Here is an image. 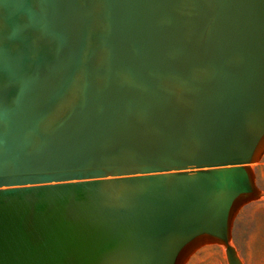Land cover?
I'll use <instances>...</instances> for the list:
<instances>
[{
  "label": "water",
  "instance_id": "1",
  "mask_svg": "<svg viewBox=\"0 0 264 264\" xmlns=\"http://www.w3.org/2000/svg\"><path fill=\"white\" fill-rule=\"evenodd\" d=\"M263 157L264 0H0V264H245Z\"/></svg>",
  "mask_w": 264,
  "mask_h": 264
},
{
  "label": "rangeland",
  "instance_id": "2",
  "mask_svg": "<svg viewBox=\"0 0 264 264\" xmlns=\"http://www.w3.org/2000/svg\"><path fill=\"white\" fill-rule=\"evenodd\" d=\"M256 183L264 191V157L252 165ZM232 243L245 264H264V198L244 206L238 213ZM194 262V263H193ZM228 264L225 249L207 245L199 249L187 264Z\"/></svg>",
  "mask_w": 264,
  "mask_h": 264
},
{
  "label": "bare ground",
  "instance_id": "3",
  "mask_svg": "<svg viewBox=\"0 0 264 264\" xmlns=\"http://www.w3.org/2000/svg\"><path fill=\"white\" fill-rule=\"evenodd\" d=\"M222 247H223V246H222ZM223 248H224V247H223ZM242 260H243V259H242ZM193 263H194V262H193ZM193 263H192V264H193Z\"/></svg>",
  "mask_w": 264,
  "mask_h": 264
}]
</instances>
